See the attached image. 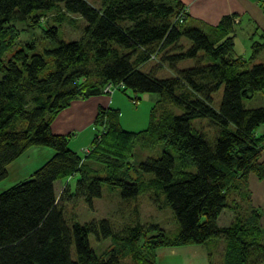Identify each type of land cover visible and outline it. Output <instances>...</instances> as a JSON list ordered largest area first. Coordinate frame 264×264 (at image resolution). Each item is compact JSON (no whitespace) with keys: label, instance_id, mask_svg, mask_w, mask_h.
Here are the masks:
<instances>
[{"label":"trees","instance_id":"trees-1","mask_svg":"<svg viewBox=\"0 0 264 264\" xmlns=\"http://www.w3.org/2000/svg\"><path fill=\"white\" fill-rule=\"evenodd\" d=\"M49 14L57 21L65 14L82 17L87 23L83 37L66 42L51 27L44 32L55 45L43 52L31 51L35 44L14 47L20 30L13 23L28 21L29 28H36ZM237 18L225 16L217 26L191 21L186 27L189 13L180 0H102L99 7L87 0H0V181L29 149L54 151L28 180L0 194V264H157L161 248L215 239L228 242L222 264H264L262 213L252 206L249 191L251 175L264 179V135H257L264 107L244 105L264 93V63L251 66L252 58L237 54ZM260 36L263 42L256 43L254 56L264 48V34ZM182 40L189 43L187 49L178 45ZM158 58L174 73L172 78L141 70ZM187 60L195 64L178 68ZM109 84L134 93V104L139 94L161 99L148 128L137 133L123 129L119 109L99 108L97 135L82 158L70 149L69 136L55 135L51 125L74 100L105 94ZM222 87L216 110L214 95ZM167 102L184 112L158 114V106ZM206 118L220 127L214 145L192 127L194 120ZM137 142L142 148L166 149L139 164L154 178L128 182L123 177L135 167L131 159ZM87 159L105 166L106 177L100 178ZM74 176L80 178L74 196L89 205L102 197L103 183L119 187L123 199L144 194L157 202L165 198L180 232L138 224L116 234L108 219L69 224L60 206L69 183L60 195L55 184ZM234 194L247 198L250 208L243 210L231 199ZM226 209L236 212V218L221 226ZM90 235L111 239V246L97 255Z\"/></svg>","mask_w":264,"mask_h":264},{"label":"rangeland","instance_id":"rangeland-1","mask_svg":"<svg viewBox=\"0 0 264 264\" xmlns=\"http://www.w3.org/2000/svg\"><path fill=\"white\" fill-rule=\"evenodd\" d=\"M92 6L99 7L102 0H87ZM53 14L47 15L44 21L40 20V25L36 28H29L27 22L13 23L14 26L20 30L18 40L14 47L20 48L22 46L27 47V44H35V49L31 51L43 52L44 49L50 48L55 44H51L52 41L47 37L45 30L51 27H56L59 30V37L61 40L70 42L74 40L81 39L83 33L87 26L86 21L77 15L65 14L63 20L57 21ZM191 20L186 22V27L191 26ZM25 29V30H24ZM237 33V47L236 52L238 55L244 56L245 59L251 60V66L258 63H264V48H261L259 52L254 56L255 45L257 42H263L260 35H255L252 38L253 31H248L244 29L241 30L240 27H235ZM251 37V38H250ZM178 45H184V49H187L189 43L182 40ZM254 56V57H253ZM153 60L148 62L145 67H142L143 72L154 71L157 78L166 79L172 78L174 73L168 68L167 64L161 66L162 61ZM195 63L191 60L182 61L178 64V68H188L193 66ZM1 77V74H0ZM224 92V87H222L214 95L213 107L216 110L220 109L222 96ZM115 97L119 99L122 103L123 108L121 112V122L124 130L137 133L144 131L148 128L150 122V114L152 112L155 104L161 99L159 94H139V99L136 104H134L132 98L135 97L134 93H124L123 91H117ZM244 105L248 109L264 107V93L260 92L253 96V98L244 100ZM162 110L172 111L177 115L182 114L184 111L181 107L167 102L162 103L158 106V114ZM192 127L196 132L201 134L206 138V140L214 145L217 136L219 135L220 127L219 125L212 122L210 119H196L192 122ZM257 134H264V125L257 131ZM70 149L72 144H69ZM50 148L46 147H33L25 152L21 157L15 160L11 165L8 166V176L4 180L0 181V194L12 188L13 186L22 183L30 178L33 172L40 168L44 163H46L50 157H44L45 151ZM165 146H156V149L150 145L149 148H142L141 144L137 142L134 147V157L131 159L134 168L130 170L129 177H123L128 182L140 180H149L154 178L152 173H144L138 169L139 164L145 161L148 157H160L162 152L165 150ZM52 150V149H51ZM173 150V149H171ZM50 151V150H49ZM53 151V150H52ZM174 155L176 153L172 151ZM78 154L84 158L86 156L84 151L78 152ZM40 160V161H39ZM39 161V162H38ZM40 163V164H39ZM86 164L99 170V177L105 178L106 171L105 166L100 163H95L90 160H85ZM39 164V165H37ZM192 171L196 172V166L192 167ZM127 174V173H124ZM80 178L72 177L68 181H60L55 184L56 192L58 195L65 188L66 183H69L67 189L68 192L64 195V200L60 203L64 217L71 224L73 221H79L81 223L90 222L99 219H108L114 229L116 234H123L127 226L141 225H151L159 224L162 228L167 230L170 234H178L180 232V224L178 223L173 208L170 204L166 203L165 198H161L160 202L154 198L152 194H144L139 196L137 199H123L121 189L117 186H111L109 184L103 183L102 185V197L95 198L93 204L89 205L84 198L74 196L78 187ZM65 182V183H64ZM71 195V196H70ZM231 199L236 200L238 205L243 209L247 210L250 206L247 204V198H240L238 195H233ZM261 213L264 214V207H261ZM233 211L226 209L224 217L221 219V224H228L233 218ZM225 218V219H224ZM229 220H226V219ZM264 218V216H263ZM89 240L92 248L96 251L97 255H101L104 250L111 246V239H98L95 235H90ZM215 244H210L209 248L211 253L214 254V260L212 264H222L221 255H219ZM158 252V251H157ZM73 256H75V248L73 247ZM181 259V257H179ZM177 259H169L168 257L157 258V264H170ZM182 260V259H181ZM126 262H130L127 258ZM175 264H181L180 260H177ZM187 264V263H186ZM198 264H203L200 261Z\"/></svg>","mask_w":264,"mask_h":264},{"label":"crops","instance_id":"crops-1","mask_svg":"<svg viewBox=\"0 0 264 264\" xmlns=\"http://www.w3.org/2000/svg\"><path fill=\"white\" fill-rule=\"evenodd\" d=\"M180 1H182L188 9L189 20L200 26H217L225 16L236 15L239 20L236 27H240L242 31H244V29L253 31L251 36L264 34V0ZM115 94L116 92L112 95L102 94L85 100H74L71 106L62 111L54 120L51 125L52 132L55 135L69 136V144H72L71 149L77 153L84 149H90L97 135L94 121L97 117L99 108L103 107L120 110L123 108L122 103L115 97ZM263 135L264 134H260L259 136ZM49 150L45 151V158H51L53 156L54 151L51 149ZM262 160L264 161V151ZM57 183L60 184V181ZM249 191L252 206L258 209L264 207V179L259 180L255 175H251L249 178ZM230 211L233 210L230 209ZM224 213L225 210L219 218V224L221 226H229L235 220L236 212L233 211L235 215H233V218L228 224H221ZM263 216L264 214L262 212L260 225L264 229ZM226 220L229 219L227 218ZM212 242L216 245L215 248H217V250L219 249L218 253L221 255V261L223 263V257L228 244L227 240L215 239ZM212 242L205 245L161 248L157 252V258L168 257L169 259H177L180 260L181 264H198L199 261L203 264H211L214 260V254L211 253V249L209 248ZM179 257H181L182 260L179 259ZM177 260H174L170 264H175Z\"/></svg>","mask_w":264,"mask_h":264},{"label":"built area","instance_id":"built-area-1","mask_svg":"<svg viewBox=\"0 0 264 264\" xmlns=\"http://www.w3.org/2000/svg\"><path fill=\"white\" fill-rule=\"evenodd\" d=\"M237 21H238V19H237ZM118 88L123 89L124 85H120L119 87H115L114 85L109 84L106 86L104 93L107 95H112L113 93H115L117 91ZM84 152H85V154H88V153H90V150L86 149Z\"/></svg>","mask_w":264,"mask_h":264}]
</instances>
